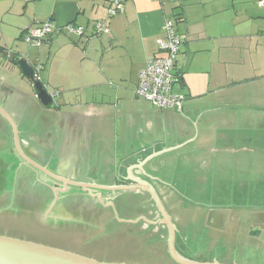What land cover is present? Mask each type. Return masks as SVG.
I'll return each mask as SVG.
<instances>
[{"label": "crops", "instance_id": "1", "mask_svg": "<svg viewBox=\"0 0 264 264\" xmlns=\"http://www.w3.org/2000/svg\"><path fill=\"white\" fill-rule=\"evenodd\" d=\"M108 4L0 0L4 49L36 21L58 25L28 63L42 65L40 81L55 93L50 104H41L15 62L23 55L3 50L0 214L15 202L16 215L28 212L46 224L78 211L71 229L83 248L106 250L109 244H101L111 239L147 252L160 249L146 221L154 219L155 205L139 188L151 186L176 226L177 251L206 228L208 240L215 234L210 249L222 248L215 252L222 262L251 250L245 261L264 264V234H243L248 224L264 229V7L257 0H124L123 10L107 19L110 32L94 36L92 24L106 18ZM173 13L181 15L176 29L184 37L173 90L185 99L180 108H158L134 90L147 58L163 54L157 38ZM68 22L84 26V33H67L62 26ZM48 172L83 187L61 188ZM128 185L138 186L106 190ZM189 194L209 203L190 204ZM99 198L116 201L117 217L129 221L117 225L113 213L97 214ZM210 208L227 210L225 229L205 223ZM124 224L132 235H118ZM159 232L164 239L165 230ZM249 240L257 249H249Z\"/></svg>", "mask_w": 264, "mask_h": 264}, {"label": "rangeland", "instance_id": "2", "mask_svg": "<svg viewBox=\"0 0 264 264\" xmlns=\"http://www.w3.org/2000/svg\"><path fill=\"white\" fill-rule=\"evenodd\" d=\"M168 11H171V8H169ZM0 25L2 24L0 23ZM0 39H1L0 44L2 45V48H3L2 49L0 47V62L4 58L3 50L5 51L10 50V53L12 54L14 53L15 54L19 53V55L22 54L24 58H27L26 60L28 61V63H31L30 58H32L33 55L36 53L37 51L36 46L27 44L25 43L23 38L18 37V39L13 40V42L12 41L7 42V45H6L7 47H9L10 44H12V46L9 49H7V47L6 49H4L3 46L5 45L2 44L4 43L3 42L4 40L1 38V36H0ZM197 196L198 195L189 194L188 199L192 203L191 202H188V203L193 204L196 202L197 203L196 205L200 207H204L205 205L209 203L207 199H202L199 201ZM185 198H187V196ZM54 211H52L51 213H53ZM4 214H7V215L3 216L0 214V234L2 235L13 236V237H17V238H21L25 240H32V241L43 243L49 246L76 252L82 255L91 256L101 261L133 262L136 260L137 261L142 260V262H144L142 264H166L165 262H162L150 256L148 257L141 256L142 254L145 253L146 249H144V251L143 250H137V251L132 250L133 247H131L132 246L131 243H128V246L127 244L121 245V243L119 244V242H116V243L111 242L112 241L111 239H106L107 242L105 241L106 243L101 244L102 246L109 244L105 246L107 247L106 250L105 249L101 250L97 248L98 246L94 249L93 248L92 249L83 248L81 245L77 243L80 236L78 237L75 230L71 229V226L75 224L74 222L80 220L81 216L78 211H72L68 213L65 217L66 218V220H64L65 222L63 223L62 221L59 222L58 227H52V229H46V228L44 229L42 225L43 222L41 223L38 222L39 219L34 217V215L31 213L22 212V215H16V203L15 202H13V204L9 205L8 208L4 210ZM181 217L183 219L187 218L185 214H182ZM120 219H122V217H115V223L117 225L120 224ZM57 221H58L57 218L52 216V218H50L47 221V223L51 225H56ZM205 223L207 224V220H205ZM112 224L117 226L116 224L113 223V220H112ZM125 225L126 224H124L123 227L127 226ZM202 230H204L202 233L198 232L195 234V236H192V235L190 236V241L188 244L193 249H195V245L197 244L199 245V248L206 247L205 243L207 241L206 238L208 236V231L206 228H202ZM123 245H125V247H123ZM151 249L153 250V252L155 251L158 252V249H155L152 246H151ZM178 249H179L178 252L187 258L198 260V261H211V260H205L201 256H197L196 254H192V251L188 250L187 252V250H185L184 248L181 249L179 246H178ZM221 251H222V248L217 246L215 249V252H221Z\"/></svg>", "mask_w": 264, "mask_h": 264}, {"label": "water", "instance_id": "3", "mask_svg": "<svg viewBox=\"0 0 264 264\" xmlns=\"http://www.w3.org/2000/svg\"><path fill=\"white\" fill-rule=\"evenodd\" d=\"M19 65L22 73L33 80V68L26 59L21 58ZM36 96L43 105L50 104L52 97L48 90L44 87L41 81L35 80L33 83ZM25 160H27L24 157ZM28 163L38 170H42L37 164L28 160ZM43 171V170H42ZM48 175L59 182L61 188L64 186L74 185L82 188L81 184H72L71 182H65L61 176L48 172ZM138 185L128 186H113L107 187L106 190L112 191H127L134 190ZM98 187L88 186V189H95ZM139 188L146 190L150 193L153 203L160 213L161 218L157 221L148 220L151 224L163 223L167 226V252L171 259L177 264H226L217 259L211 261H198L187 258L181 255L175 247L176 226L173 223L170 215L167 213L163 203L159 199L156 191L151 186L140 185ZM101 189V188H100ZM89 191V190H88ZM1 192V191H0ZM99 202L104 206H109L112 209L113 214L117 217V211L114 203L110 200L108 202L99 198ZM228 212L222 209H212L208 213L207 225L223 230L227 223ZM121 221H129L123 220ZM259 231L258 227L249 226L248 234L251 236L258 235L255 233ZM0 264H142L138 262H123V261H101L91 256L82 255L76 252L65 250L49 246L43 243L35 242L32 240H25L13 236L0 234Z\"/></svg>", "mask_w": 264, "mask_h": 264}, {"label": "built area", "instance_id": "4", "mask_svg": "<svg viewBox=\"0 0 264 264\" xmlns=\"http://www.w3.org/2000/svg\"><path fill=\"white\" fill-rule=\"evenodd\" d=\"M163 1V0H160ZM258 5L264 7V0H257ZM124 0H109L106 8V18H100L92 24V35L100 36L110 32L107 19L123 10ZM181 19L174 13L165 16L162 24V35L157 38V47L163 52L161 55H153L147 58L145 66L138 75L135 87V95L147 100L158 108H180L185 95L174 92V84L177 81L174 72L176 55L184 40L182 34L176 29V22ZM58 25L52 19L36 21L27 27L23 33V39L27 44L39 46ZM62 28L69 34L80 36L84 33V26L68 22ZM42 65L37 63L33 66V83L40 81ZM54 96L55 93H50Z\"/></svg>", "mask_w": 264, "mask_h": 264}, {"label": "flooded vegetation", "instance_id": "5", "mask_svg": "<svg viewBox=\"0 0 264 264\" xmlns=\"http://www.w3.org/2000/svg\"><path fill=\"white\" fill-rule=\"evenodd\" d=\"M105 202H108V201H105ZM113 203H114V206H115V204H116V201H113ZM99 204H100V206L99 207H97V214H100V216H102V215H104V214H107V213H113L112 212V209H111V207H109V206H104V205H102L100 202H99ZM153 205H154V203H153ZM154 208H156V207H154ZM213 208H210V209H208V212H207V214L209 213V211L210 210H212ZM155 210V215H154V219H152L153 221H157L158 219H160L161 218V216H160V213H159V211L157 210V208L156 209H154ZM188 218V217H187ZM187 218H185L186 220H187ZM171 219H172V217H171ZM207 220V219H206ZM153 227L151 228V230H152V233H151V238H153L155 241H157L158 242V247L160 248V249H158V252L157 251H155V252H153V250H151V249H149L147 252H145V254H142V255H147V253H148V255L149 256H151L152 258H156V259H158V260H160V261H162V262H165L166 264H177V263H175L172 259H171V257L169 256V254H168V252H166L167 251V226L165 225V224H163V223H157V224H153L152 225ZM249 226H252V225H249L248 224V226L246 227V228H243V234L245 235V237H247V238H250V239H254V238H257V237H261L263 234H264V229H261L258 225H253L254 227H258L259 228V231L257 230L255 233H257L258 235H256V236H251V235H249L248 234V227ZM140 225L139 226H137L136 227V231L138 232L139 231V229H140ZM125 228V230L124 231H121V232H119V236L121 237V235H125V232H127L129 235H132V233H131V229H132V227H129V226H126V227H124ZM160 228H162V229H164L165 230V238L163 239V235H164V233L163 234H161L160 232H159V229ZM215 228V227H214ZM225 229V228H224ZM221 230V229H220ZM134 232V231H133ZM135 233V232H134ZM117 235V236H118ZM214 238H215V234H212V235H209V240H208V238H206L207 239V241H206V247L205 248H202V249H200V250H194V251H192L191 249H190V247L187 245V242H186V250H187V252H188V249H189V251H192V254H196L197 256H201L202 258H204L205 260H213V259H217V260H219V261H221L222 262V257H220V255L219 254H217V253H215V252H213L211 249H210V247L212 246V242H213V240H214ZM109 241V240H108ZM107 242V241H106ZM106 242H103V243H106ZM250 244H252L251 243V241L249 240L248 241ZM166 245V251H163L162 250V246L163 245ZM248 245V244H247ZM127 246H128V244H127ZM132 247V246H131ZM134 247V246H133ZM250 247V246H249ZM253 246V244H252V246L249 248V249H257V247H254ZM132 250H135V248H133ZM229 252H231V251H227V252H225V253H227V254H229ZM253 251H251V250H248L247 252L246 251H243V252H241V256L239 255V253H235V255L232 257V259L231 260H229V261H227V262H223V263H226V264H250V263H247V261H245L246 259H250L251 257L249 256V253H252ZM141 255V256H142ZM228 257L226 256L225 257V259L226 260H228L227 259ZM252 258H253V254H252Z\"/></svg>", "mask_w": 264, "mask_h": 264}, {"label": "trees", "instance_id": "6", "mask_svg": "<svg viewBox=\"0 0 264 264\" xmlns=\"http://www.w3.org/2000/svg\"><path fill=\"white\" fill-rule=\"evenodd\" d=\"M176 16H179V18L181 17V15L179 14V13H174ZM15 62L16 63H18L19 61L17 60V59H15ZM62 221V220H61ZM61 221H58L57 222V224L56 225H51V224H48V223H46V224H42L43 225V228L45 229H52V227H58V223L59 222H61ZM64 221H62V223H63ZM41 223V222H40ZM145 256H149L148 254L147 255H145ZM151 257V256H150ZM144 261V260H143ZM133 262H140V263H144V262H142V260L141 261H133Z\"/></svg>", "mask_w": 264, "mask_h": 264}]
</instances>
